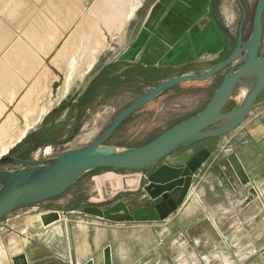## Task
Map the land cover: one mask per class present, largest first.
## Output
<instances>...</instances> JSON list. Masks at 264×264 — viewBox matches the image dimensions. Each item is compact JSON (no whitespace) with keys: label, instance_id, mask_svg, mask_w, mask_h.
I'll return each mask as SVG.
<instances>
[{"label":"crops","instance_id":"1","mask_svg":"<svg viewBox=\"0 0 264 264\" xmlns=\"http://www.w3.org/2000/svg\"><path fill=\"white\" fill-rule=\"evenodd\" d=\"M136 2L0 0V120H31L22 131L41 122L32 135L43 137L55 123L73 117L71 109L87 90L86 98L91 94L90 102L98 99L101 104L96 93L100 77L107 97L115 100L113 91L125 74L127 82L137 79L132 75L139 69L151 72L152 81L154 71L166 80L195 74L198 67L211 68L235 50L236 12L229 0H140L127 18ZM101 20L128 21L121 30L111 29L107 46ZM87 108L81 104L78 120ZM203 148H210L212 158L169 219L114 223L81 216L75 226L67 220L79 212L49 208L60 212L61 221L38 228V220L27 222L21 239L8 244L10 250L14 246L12 264H85L91 259L104 264L107 247L113 264H264V95L240 128L208 140ZM199 151L178 152L166 163L173 165L177 157L191 158ZM233 155L248 180L245 186L231 174L236 163L228 159ZM122 173V193L130 195L113 204L124 201L137 212L142 203L129 200L135 198L144 173ZM104 177L102 181L109 179ZM250 189L257 199L244 206Z\"/></svg>","mask_w":264,"mask_h":264},{"label":"water","instance_id":"2","mask_svg":"<svg viewBox=\"0 0 264 264\" xmlns=\"http://www.w3.org/2000/svg\"><path fill=\"white\" fill-rule=\"evenodd\" d=\"M238 4L243 19L237 44L233 53L224 61L204 73L175 76L161 82L120 112L112 124L88 144L66 148L48 159L22 160L9 155L2 156L0 222L21 211L42 208L46 202L66 194L84 175L100 170L144 173L132 200L141 202L143 206L132 213L124 201L104 206L88 204L83 206L79 215L127 223L165 221L177 213L185 203L193 181L212 158V151L203 148L191 158L177 157L173 165L166 162L176 153L200 142L219 139L236 131L253 113L255 105L264 95V0L257 1L252 32L246 42L243 28L248 18L247 11L241 0H238ZM228 68L230 71L210 101L196 115L140 147L109 144L134 113L162 94L184 83L205 82ZM237 97L239 100L229 109ZM228 160L237 162L235 155ZM6 166L14 168L9 170ZM148 171L151 172L147 175ZM232 173H235L242 185L248 184V180L243 179L239 163L232 168ZM256 199L255 190L250 189L244 206ZM40 221L44 227H49L61 221L60 212L50 210L40 216ZM85 264H95V261L91 259ZM104 264H113L110 247L104 250Z\"/></svg>","mask_w":264,"mask_h":264},{"label":"rangeland","instance_id":"3","mask_svg":"<svg viewBox=\"0 0 264 264\" xmlns=\"http://www.w3.org/2000/svg\"><path fill=\"white\" fill-rule=\"evenodd\" d=\"M241 1L246 8L248 17L243 28L244 38L247 40L252 32L253 17L258 0ZM229 3L233 5L236 12V19L234 20V49L237 44L238 32L243 19V13L238 4V0H229ZM117 11L118 10H116V12ZM120 11L122 14L125 12V10ZM113 12L115 13V10ZM97 21L98 20H95V22ZM127 21L128 20H124L120 22L119 25L116 24V26H114L113 20H101V35L107 46L110 42V35L113 34V30L111 29L117 27V30H121L122 26ZM91 22H94V20H91ZM262 54L264 55V36ZM209 67L210 65L198 67L194 73H204L210 69ZM228 71L229 68L205 82L184 83L162 94L152 103L134 113L130 117V120H128L117 131L114 137L109 141V144L114 143L122 144L127 147H140L151 142L160 134L169 130L179 122L191 117L196 113H199L210 101L215 90L218 88L219 84ZM125 75L128 76L129 74ZM125 75L124 79H121L119 84L117 83L118 89H116V92L113 91V93L117 96L115 100L107 97L108 94L106 92L109 93V91H106L107 88L104 89L101 87L104 82L101 83L100 77L98 80L99 88H97L96 93L99 92L98 95L101 96V104H98V99L97 103H91V94L89 99L86 98L88 92L87 90L84 94L85 96L83 95L84 97L73 106L74 109H71L70 112H73L74 115L68 120V122L62 121L59 123V125L55 123L53 126H51V129H53L50 131L51 134L48 132V135L46 136L40 137L38 135H32L34 130L43 124L40 122L38 124L39 126L37 125L38 127L30 130L28 136L15 147L11 148V150L5 155H10L11 153L17 151L25 152L28 154L29 159H48L58 155L66 148L88 144L94 139L98 138L112 124L118 114L126 109L132 102H134L148 90L156 87L158 84L166 80V78H162L160 74L154 71L152 81L150 79L151 72H145L144 70L140 69L135 75H132L134 78H137L132 82L125 81ZM238 100L239 98L237 97L234 103H236ZM110 101H112V103L115 101V104H111ZM82 103L85 108H88L84 111V114L82 117H80V120H78L79 115L82 113L79 109ZM41 107L43 109V107H46V105H42ZM61 108H64V104L59 107V109ZM11 109L12 107L10 110ZM99 112L101 113L100 118H98ZM49 121H45L44 124H48ZM29 122L32 121L0 120V150L3 146L6 147L12 138H15ZM207 141L208 140L200 142L192 146L190 149L199 151L205 146ZM5 168L9 170L13 169L10 166H6ZM122 172H90L84 175L66 194L46 202L42 208L38 210H24L2 220L0 222V264H12V249L14 246L11 247L10 250V247L8 246L9 242H12L13 240L19 241L21 239L19 238L21 237L19 236V232L22 231L24 225L31 220L39 221V223L34 225V228H38L39 224H42L39 216L49 212V208H59L66 212H82L83 206L90 203H96L104 206L113 204L117 199H121L130 195L129 193H122L124 190V184H121L120 178L118 177L119 175L123 174ZM103 176H105V179H109L102 181L103 179L101 178ZM114 179L116 180L114 181ZM129 202L131 204L133 203L131 200H129ZM137 207V205H134V210ZM81 216L82 215L71 214L70 218L67 220L69 222L68 224H70V221H73V224L76 226L79 224L78 221H80L78 217ZM44 234L46 233L44 232ZM18 246L19 243L16 245V249ZM3 248H5L6 251Z\"/></svg>","mask_w":264,"mask_h":264},{"label":"bare ground","instance_id":"4","mask_svg":"<svg viewBox=\"0 0 264 264\" xmlns=\"http://www.w3.org/2000/svg\"><path fill=\"white\" fill-rule=\"evenodd\" d=\"M140 4V0H137V2L135 3V7L133 6L132 8H131V10H129V13H127V18H129L131 15H132V13L134 12V10H135V8H137L138 7V5ZM121 8V7H120ZM115 13H116V11H115ZM118 16V14L116 13V14H114V16ZM125 16V15H124ZM123 16V17H124ZM122 17V18H123ZM122 21H124V20H113V24H115V23H120V22H122ZM41 120L39 119V120H37L36 122H40ZM35 122V123H36ZM30 130V126L29 127H27L24 131H22L21 132V134L18 136V137H16L11 143H8L7 144V146L6 147H2V149L0 150V158L2 157V156H4L5 154H7L9 151H10V149L11 148H13L14 147V145H16V143H19L25 136H26V134H27V132Z\"/></svg>","mask_w":264,"mask_h":264},{"label":"flooded vegetation","instance_id":"5","mask_svg":"<svg viewBox=\"0 0 264 264\" xmlns=\"http://www.w3.org/2000/svg\"><path fill=\"white\" fill-rule=\"evenodd\" d=\"M263 36H264V33H263ZM247 40L245 39V42H246ZM263 45V44H262ZM229 71H230V68H229ZM228 71V72H229ZM227 72V73H228ZM227 75V74H226ZM225 75V76H226ZM224 76V77H225ZM224 79V78H223ZM223 79H222V81H223ZM222 81H221V83H222ZM220 83V84H221ZM220 84H219V86H220ZM218 86V87H219ZM235 106V103L233 102V104L231 103V105L229 106V109H231V108H233ZM9 156H13V157H16V158H19V159H22V160H31V159H29V157H28V154H26L25 152H13V153H11ZM12 168H14V167H12ZM98 206V205H97ZM132 213H135V212H132Z\"/></svg>","mask_w":264,"mask_h":264},{"label":"trees","instance_id":"6","mask_svg":"<svg viewBox=\"0 0 264 264\" xmlns=\"http://www.w3.org/2000/svg\"><path fill=\"white\" fill-rule=\"evenodd\" d=\"M196 114H197V113H196ZM196 114H194V115H196ZM194 115H192V116H194ZM192 116H191V117H192ZM188 118H190V117H188ZM188 118H186V119H188ZM186 119H185V120H186ZM129 120H130V119H129ZM183 121H184V120H183ZM181 122H182V121H181ZM181 122H179V123H181ZM179 123H178V124H179ZM176 125H177V124H176ZM174 126H175V125H174ZM174 126H173V127H174ZM100 171H112V170H100ZM93 172H95V171H93Z\"/></svg>","mask_w":264,"mask_h":264}]
</instances>
